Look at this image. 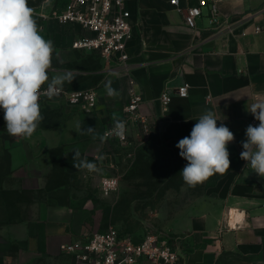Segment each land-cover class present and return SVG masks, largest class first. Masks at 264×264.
I'll return each instance as SVG.
<instances>
[{
  "label": "crops",
  "instance_id": "1",
  "mask_svg": "<svg viewBox=\"0 0 264 264\" xmlns=\"http://www.w3.org/2000/svg\"><path fill=\"white\" fill-rule=\"evenodd\" d=\"M179 1L125 0L133 25L128 66L143 96V110L151 115L152 131L166 144L189 136L208 110L235 139L228 145L226 191L200 199L175 225V234L184 237L177 264H264V178L240 158L247 126L259 124L247 109L257 95L264 96V30L253 32L255 25L264 24V0H219L224 28L218 32L211 22V1L202 7L198 29L186 24L184 11L199 0ZM81 32L78 24L52 20L40 26V34L55 46L49 76L76 70V79L63 88H95L99 101L93 112H83L61 96L45 98L39 102L44 119L32 136L12 137L0 109V264H78L62 251V243L111 225L137 240L147 232L136 209L133 227L111 223L104 205L109 196L102 193L98 173L73 166L78 149L81 159L102 168L112 142L99 137L113 123V115L120 117L130 97L122 65L72 47ZM109 81L119 96L107 95ZM184 83L189 84L188 95L174 94L168 111L162 112L161 93H175ZM77 125L95 128L96 139L78 134ZM63 173L82 177L87 185L63 182ZM23 206L28 215L15 216L12 209Z\"/></svg>",
  "mask_w": 264,
  "mask_h": 264
},
{
  "label": "clouds",
  "instance_id": "2",
  "mask_svg": "<svg viewBox=\"0 0 264 264\" xmlns=\"http://www.w3.org/2000/svg\"><path fill=\"white\" fill-rule=\"evenodd\" d=\"M55 46L45 39L34 18V9L28 0H0V109L4 112L6 131L12 137H31L44 117L40 109V96L49 99L63 91L65 82L76 79V70H64L49 76L53 71ZM46 85V88L44 87ZM109 97L120 93L106 85ZM259 121L256 126L248 125L246 140L242 142L240 158L248 168L264 178V96L257 95L247 109ZM113 126L100 136L101 142L109 136L121 140L126 137V121L113 115ZM219 119L211 110L202 114L194 124L190 135L179 140L176 147L179 155L188 163L180 174L190 187L202 184L215 174H223L230 169L229 143L235 139L234 133L224 124L217 125ZM78 134H89L96 139L95 128H81ZM73 166L89 173H101L97 163L81 159L80 151H74ZM103 186L115 188L114 178H103Z\"/></svg>",
  "mask_w": 264,
  "mask_h": 264
},
{
  "label": "built area",
  "instance_id": "3",
  "mask_svg": "<svg viewBox=\"0 0 264 264\" xmlns=\"http://www.w3.org/2000/svg\"><path fill=\"white\" fill-rule=\"evenodd\" d=\"M211 22L215 29L222 31L224 20L220 17L219 0H199L196 5L185 9L186 24L192 29H198L197 19L202 14V7L210 4ZM179 0L171 3L179 5ZM34 14L44 20L57 21L62 24H78L82 32L75 36L72 47L81 50H91L99 53L107 61L119 63L123 66L129 80V101L123 107L119 119L126 121L127 134L121 140L109 136L110 142L128 145L132 136L139 134L148 137L152 131V118L143 110V96L135 88V78L128 66V43L133 36V25L130 21L131 12L125 5V0H64L61 5L43 3L34 7ZM228 29H232L228 25ZM264 24L254 26L253 32L260 33ZM244 35L247 31L242 32ZM46 88V85L44 86ZM189 93V84L184 83L175 93L163 91L158 97L162 112L169 109L173 95L185 97ZM79 110L91 113L99 101L98 91L93 87H83L63 91L60 95ZM48 98L43 94L40 100ZM111 123L104 130V134L112 128ZM114 178L115 188L103 186V178ZM119 186L116 176H103L100 187L104 195L111 194ZM183 236L164 234L154 229L148 230L141 239H135L128 234H122L119 229L111 225L103 231H95L87 236L79 237L61 244L64 253L70 254L78 264H177L180 260L181 242Z\"/></svg>",
  "mask_w": 264,
  "mask_h": 264
},
{
  "label": "rangeland",
  "instance_id": "4",
  "mask_svg": "<svg viewBox=\"0 0 264 264\" xmlns=\"http://www.w3.org/2000/svg\"><path fill=\"white\" fill-rule=\"evenodd\" d=\"M45 0H28L29 6L40 5ZM64 0H52L54 6L63 4ZM40 29L43 18L34 14ZM177 145V144H176ZM176 145L163 143L158 134L151 131L148 137L139 134L132 136V142L122 145L112 142L104 152V164L98 177L116 176L119 186L105 201V212L111 223L125 229L133 227L136 222L132 210L137 211L146 225V230L154 229L173 236L175 225L184 218L197 201L213 194L226 191L230 178L228 170L215 174L196 187L188 186L180 174L188 163L183 159ZM63 182L71 181L83 188L87 180L82 177L61 176ZM92 188V186H91ZM98 190V188H96ZM19 218L28 215V210L15 207L12 209ZM140 223V222H138ZM50 264V263H36Z\"/></svg>",
  "mask_w": 264,
  "mask_h": 264
},
{
  "label": "bare ground",
  "instance_id": "5",
  "mask_svg": "<svg viewBox=\"0 0 264 264\" xmlns=\"http://www.w3.org/2000/svg\"><path fill=\"white\" fill-rule=\"evenodd\" d=\"M231 223H232V220H231Z\"/></svg>",
  "mask_w": 264,
  "mask_h": 264
}]
</instances>
